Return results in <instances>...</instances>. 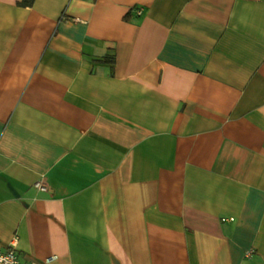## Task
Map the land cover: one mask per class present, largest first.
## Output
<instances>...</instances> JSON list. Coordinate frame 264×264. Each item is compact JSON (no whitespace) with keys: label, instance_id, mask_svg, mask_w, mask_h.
I'll use <instances>...</instances> for the list:
<instances>
[{"label":"crops","instance_id":"crops-1","mask_svg":"<svg viewBox=\"0 0 264 264\" xmlns=\"http://www.w3.org/2000/svg\"><path fill=\"white\" fill-rule=\"evenodd\" d=\"M13 244L39 264H264V0H0Z\"/></svg>","mask_w":264,"mask_h":264},{"label":"built area","instance_id":"built-area-1","mask_svg":"<svg viewBox=\"0 0 264 264\" xmlns=\"http://www.w3.org/2000/svg\"><path fill=\"white\" fill-rule=\"evenodd\" d=\"M37 185L40 188L46 189L47 186L44 183L38 182ZM56 257V255H51L49 259ZM0 264H39L35 261L24 262L21 260L19 252L15 245H11L6 249L0 248Z\"/></svg>","mask_w":264,"mask_h":264},{"label":"trees","instance_id":"trees-1","mask_svg":"<svg viewBox=\"0 0 264 264\" xmlns=\"http://www.w3.org/2000/svg\"><path fill=\"white\" fill-rule=\"evenodd\" d=\"M31 1H32V0H23V2H25V3H27V4H31ZM128 16H129V14H126L125 17H128ZM110 59H111V57H110Z\"/></svg>","mask_w":264,"mask_h":264}]
</instances>
